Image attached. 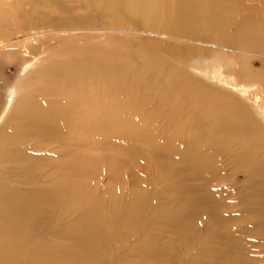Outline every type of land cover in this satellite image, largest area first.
I'll return each mask as SVG.
<instances>
[{"label":"bare ground","instance_id":"1","mask_svg":"<svg viewBox=\"0 0 264 264\" xmlns=\"http://www.w3.org/2000/svg\"><path fill=\"white\" fill-rule=\"evenodd\" d=\"M45 2L46 0L43 1ZM55 2L57 0L48 3ZM251 4L255 5L254 1ZM26 5L28 4L25 3L23 7ZM108 5L110 8L117 7L123 19L136 21L137 27L130 30L119 25L116 29L98 26L96 31L74 34L70 32L69 20L64 18V21L50 25V29L38 31L33 28L23 30L17 22L14 24V37L6 33L9 31L0 36V50L6 51L8 59L12 53H24L29 58L31 56L30 61H25L18 72L19 79L30 81L28 87L14 88L17 97L8 107L7 115L0 125V264H60L55 260L56 257L64 258L65 264H103L100 255L101 247L106 245L105 238L110 239L107 242L110 245V241L119 235L131 233L139 235L134 250L144 259L135 264H206L209 258L208 264H264V127L254 123L250 115L241 111L235 102L233 105L211 109L214 103L208 95L210 91L203 85H195L196 77L189 73L183 74L182 66L172 64L162 67L157 74L150 68L142 70L134 83L130 81L117 88L112 85L111 55L108 60H99L97 48L102 47L99 42L88 52L76 51L77 57L83 53L93 57L96 55L98 59L96 62L92 61L88 76L95 83V92L99 98L96 99V104L91 105L92 110L88 115L86 112L82 113L85 110L82 93H76L82 76L79 78V59L74 55L72 58L53 60L49 70L55 82L46 84L42 80L41 84H32V77L37 74L38 62L46 57L43 50L52 43L62 42L60 48H68L71 41L101 42L119 35L142 39L138 41L146 43V51L149 52L154 48L152 41L174 43L179 40L188 49L186 51L192 50L187 55L192 64L204 65L212 57L213 60H223L227 66L234 67L241 77H253L251 74L254 73H251L246 63L243 67L239 64V58L259 56L264 63V53L250 50L258 39L263 42L264 36L255 31L244 18L236 25L237 28L228 30V26L236 22L231 10L224 4H219V0H172V17L168 20L171 26L167 29L156 28V32L147 23L152 11L161 10V0H110ZM258 5L261 6L260 3L256 6ZM15 7H18L14 9L16 21V17L28 15L18 4ZM182 8L186 12H182ZM29 9L36 10L32 4ZM241 10L245 15V9H238ZM242 13L238 12V15ZM162 21L164 23V19ZM262 28L264 31V26ZM229 31L232 32L231 35H228ZM229 41L234 47L226 45ZM142 46L145 48V45ZM28 49L35 51V56ZM206 54L209 55L208 58L202 57ZM53 58L55 56L51 57ZM260 82V89L263 88L264 94V79ZM0 84L2 85L1 80ZM58 84L68 87L58 88ZM131 91L136 95L134 104L132 99L123 95ZM40 92L47 98L43 104L36 100ZM47 92L55 97L59 95V98L56 97L54 102ZM249 92L253 94L254 91ZM116 93L123 95L120 102L123 106L133 104L131 109L136 108L133 113L144 119L150 128L153 123L158 124L159 132L156 133V129L151 132L149 130L147 136L139 132L133 135L119 134L121 143L112 150L125 153H122L121 161H103L110 163L107 166L99 165L102 158L80 154L81 148L87 146L84 144L75 147L81 158H76L75 155L68 160L67 154V160L62 156L55 160L49 156L46 167L50 171L44 170L41 175L37 174L36 169L29 168L34 166L32 162L35 159L41 157L35 155L37 152H49L51 149H46V143L40 145V140H54L49 143V146H53L58 143H55V138L58 140L65 134L61 125L64 118L70 115V126L67 129L82 131L84 122L95 123L112 114L116 107ZM70 94L76 96L71 98ZM78 108L81 113L77 112ZM3 109L4 103H1L0 115ZM60 119V126H57ZM99 127L103 125L100 124ZM95 128L96 124L92 126V129ZM97 130L99 128L93 131V135L101 136ZM111 131L108 132L110 137ZM196 144L201 145L198 153ZM210 144L216 147V151H209ZM58 148L60 146L55 149V153ZM188 150L191 151L185 153ZM147 158H151L150 161L153 162L152 173L155 172L158 183L159 180L171 179L175 183L167 186V183L160 182L161 187L156 184L152 190L143 189L145 181L128 171ZM212 159L217 161L211 163L209 160ZM177 162H182L184 166H176L179 164ZM222 165H226L227 173L228 169L235 170L241 172L244 178L241 185L243 187L231 186L233 195L237 197L235 205L240 211L237 213L236 229L229 227L231 216L236 214L231 215L225 211L234 204H227L221 199L223 190L217 188L223 183L220 181L221 177L214 181L210 175L215 167ZM15 167L19 170L21 179L23 173V180L26 178L25 181L31 184L28 188L26 182L22 188L17 183L19 178L14 174ZM52 168L55 175L53 179L56 180L58 174L54 183L50 182L53 179L49 181ZM138 170L143 173L142 169ZM123 172L128 186L122 180ZM68 173L81 174V183L71 188ZM97 173L100 175L94 176ZM185 175L188 176V181L190 175L195 182L201 183L189 185L185 183ZM108 177L117 178V183L121 180L123 188H116L113 192L106 188L99 189L94 184V187H90L87 183L91 178L95 181L101 178L103 185L105 180H109ZM34 180L41 181L42 185L33 187ZM6 183L14 192L8 189ZM201 191L206 192V196H202ZM173 195L176 196L172 199ZM100 199L105 200L102 206L98 202ZM84 203L91 204L93 214L98 215L102 223L89 217H78L72 226L62 230L54 222L59 228L55 234L63 243L53 246L55 242L50 240L52 218L55 217L57 222L63 221V213L72 214L71 209L80 211L78 208H82ZM222 215L227 216V224L222 220ZM202 216L209 218L206 217L203 223L205 226L198 223ZM100 224H108L105 225L108 227L102 228ZM222 224L224 226H219ZM164 225L174 231L175 237L160 244L154 233L164 228ZM223 230L228 236L225 248L216 250L217 232ZM151 236L154 239L152 244L150 240H146ZM68 244L71 246L69 250L66 248ZM124 244L125 241L121 246H125ZM88 246H91L90 249ZM170 250L176 252L169 255ZM146 257H150L152 261H148ZM105 264L114 263L108 261Z\"/></svg>","mask_w":264,"mask_h":264},{"label":"rangeland","instance_id":"2","mask_svg":"<svg viewBox=\"0 0 264 264\" xmlns=\"http://www.w3.org/2000/svg\"><path fill=\"white\" fill-rule=\"evenodd\" d=\"M41 1L42 0H0V36L6 31H9V33L8 32L6 33L8 35L10 34L9 35L10 37H14L15 36L14 32H16V29L14 28V24H16L17 22L18 25L23 30L33 28L34 30L38 31L43 29L44 30L50 29L51 27L50 25L58 24L59 22L64 21V18L69 20V26H70L69 28L71 29L70 32L72 33L74 32V34L77 33L79 34V32L82 31L90 33L91 30L96 31V28H98V26L101 28L116 29L119 25L124 28H129L130 30L137 27L136 21L134 20L127 21L123 19L119 15V10H117L118 9L117 7L110 8L108 5V1L110 0H57V2L55 3H48L51 0H46L45 3H43L44 0L42 2ZM252 1H254L255 5L251 4ZM252 1L219 0V4H224L225 7H228V9L231 10V14L233 15L232 18L236 22L233 23V25H229L228 30L231 29V31H233L236 25L240 22V20L244 18L248 20V23L251 24V27H253L255 31L261 32V34L264 36V31L262 30L263 29L262 26H264V6H263L264 0H261V2H259L261 6L259 5L256 6L257 4H259L257 3L256 0H252ZM25 3H27L28 5L23 7ZM171 3L172 0H161V10L159 12L152 11L150 16L148 17L147 25L152 26L155 32L157 31L158 28L167 29L168 26H171V24H168L169 18L172 17V9H171L172 6L170 5ZM17 4L20 6V8L26 10L25 14L28 15L25 17L24 16L16 17L17 19L16 21L14 18V13L16 11H14V9L18 8L15 7ZM29 4L30 5L32 4L36 10L31 11L29 9L30 8ZM8 5L11 6L9 7ZM240 8L245 9L246 11L245 15L242 13V10L238 11V9ZM181 11L186 12L183 8ZM237 11L242 13L243 15L242 14L238 15ZM161 18L164 19V23ZM191 30L192 29L190 28V32ZM231 33L232 32L229 31L228 35H231ZM138 40H142V39L136 40L135 36L123 37V35H119L116 38H108V39L106 38V40L104 41L101 40V42L100 40H93V41L83 40L82 42L79 43H77L76 41H71L68 48H60L62 46V42L57 43L56 41L52 43V45L48 47L46 50H43L45 51L44 53L46 54V57L43 59L41 58L42 60L38 62L36 68L37 74L35 75L34 78L32 77V84L34 83L41 84L42 80L46 84L55 82V79L51 77V72L49 70V67L52 64L53 60H56V58L57 61L63 60L66 57L72 58V55H74V57H77L76 55L78 51L88 52L89 49L90 50L94 49L97 46L96 43L99 42L100 44H102V47L99 46L97 48V50H99L98 53L99 60H103V61L108 60L110 59L109 56L111 55V62H113L112 85L116 86L117 88H121L124 84L130 81L134 83L137 79V74H139L142 70L147 71L148 68H150L153 73L157 74L158 71H161L162 67H165L168 64H172L173 66L180 65L182 66L181 72L183 74L189 73L194 77H196L198 81L196 80V83H194L195 85H200V86L203 85L207 88L208 91H210L208 95L211 96L212 101L214 103V105L210 107L211 109H216L219 106H226L228 104L233 105V102H235V104L240 107L241 111H244L250 115V118L254 123H257L258 125L264 127V94L262 91L263 88L260 89L262 86V83L260 81L264 79V63L261 62V58L259 56H253L250 59H244L243 56L239 58V64L242 65L243 67L244 64L246 63L251 73L255 74V76L254 74H251L253 77H256V74H258L256 78L244 77V76L241 77V75L239 76V74L235 72L234 67L227 66L223 60H213L212 57H209L208 54L202 56L205 58L209 57L208 60L205 61L204 65L201 64L196 66V64H192L190 59L187 57L188 53L191 52L192 50L186 51L188 49L183 47V45L179 42V40L174 43L171 41H161V40L152 41L154 46L152 52L146 51V43H141L142 41H138ZM108 41H110L109 42L110 45H108ZM230 42L231 41L227 42L226 45L230 47H234L233 44ZM142 45H145V48H143ZM51 49L52 52H50ZM250 50H253L256 53H264V40L263 42L260 41L259 39L255 41L253 48ZM29 52L34 54L35 51L29 50ZM150 54H152V56ZM25 55L26 56H24V53L21 55L12 53L10 54L8 59L6 51L0 50V80L2 81V85L0 84V97H1L0 104L4 103V109L2 110V113L0 115V125L3 119L5 118V116L7 115L9 109L8 107L15 101L17 97V93L15 94L14 88L15 87L27 88L28 87L27 85L30 82V81L27 82L26 79L21 80L18 78V74H19L18 72L20 70L21 65L25 61H30L31 59V56L29 58L27 54ZM52 56H55V58L51 59ZM76 59H79L77 60L79 78L82 76L81 84H79V89L76 93L77 94L82 93V101L84 103L82 105L85 107V110L82 113L85 114L86 112V115H88L92 110L91 105L96 104L97 103L96 99L99 98L95 92L96 85L88 76V74L90 73V68L92 67V61L95 60L96 62L98 61V59L96 55H94L93 57V55H88L83 53L79 54V56ZM57 87L62 88L68 86L63 84H58ZM250 90L254 91L253 94H251L252 92L251 93L249 92ZM90 91H93V93H91ZM47 95L54 102L56 97L59 98V95H57L56 97L53 95H49V92H47ZM123 95L126 98H130V100L132 99L134 101L133 104L135 103L136 95L132 91L127 92ZM123 95L119 93L114 94V98L116 99L115 101L116 107L114 108L112 114L108 118L104 120H100L95 123H89L86 121L84 122L85 127L83 128L82 131H77V130L72 131L70 129H67L70 126L69 123L70 115L64 118L63 124L61 123V119H60L57 123V126H60L61 123V125L65 129V134L62 135V137H60L58 140L55 138V143L57 142L58 143L53 146H49V143L54 140H49V141L40 140L39 141L40 145L46 143L47 145L46 149L47 150H49L50 148L51 149L49 152L46 151L37 152L35 155L41 157L35 159L32 162L34 166L33 167L29 166V168L36 169L37 174L41 175L44 170L50 171V168L46 167L49 164L46 162L49 159V156L51 158H55V160H59V158L62 156L67 160V154L69 155L68 160H70L75 155L76 158H81L80 154L85 156L91 154L96 156L97 158H102L101 160H99L100 166H104V165L107 166L110 163H104L103 161L112 162L113 161L112 159H116L115 162H117L118 160L121 161L122 153H125L124 151L117 152V149L112 150L114 147H116L117 144L121 143V139L118 137L119 134L133 135L135 132H139L140 134L147 136L149 134V130L151 132L152 130L156 129L157 130L156 133L159 132L158 124L153 123L150 128V126L146 123L144 119L138 118V116L135 113H133L136 110V108L131 109L133 104L128 105L129 106L128 107V106H123L120 103ZM74 96H76V94H70L71 98H73ZM46 99H47L46 97L42 96V92H40L36 96V100L40 104H43V102H45ZM79 108L77 109V112L81 113ZM55 109L59 110V108L57 107ZM129 109L131 111H128ZM138 112L142 113L141 110H138ZM44 115L45 113L42 116ZM94 124H96V128H99V130H97L96 132L101 134V136L93 135V131L96 130V128L92 129V126ZM100 124L103 125V127H99ZM109 131L112 132L111 137L108 133ZM84 144H86L87 146L81 148L79 154V151L75 147L77 145L79 146ZM59 146L60 148H58V150L55 153V149ZM195 146H196L195 149H197L196 153H198L200 151L201 145L196 144ZM94 148L95 150H93ZM210 150L216 151V147L213 146V144H210L209 151ZM190 151L191 150H188L185 153H188ZM218 154L220 155V152H218ZM123 158L125 160V155ZM150 159L151 158H147L138 162L136 167H133L131 170L128 171L130 174L132 173L137 174L142 178L143 181H145L144 182L145 184L142 185L143 186L142 188L145 190L148 189L152 190L156 184L158 185V187H161V184L163 183H167V186H169V183L174 184L175 180L173 179H171V181L159 180V183L157 182V176L155 172L152 173L154 169L151 168L153 162H151ZM209 161L211 163H215L217 159L216 160L212 159ZM76 163L79 164V161H76ZM177 163H179L178 165H176L178 167L184 166L182 162H177ZM54 168L51 169L52 175L49 181L55 177L53 173ZM14 169H15L14 170L15 176L19 178L17 179V183L20 184L21 188L23 187V185H26L27 183L26 188H28L29 185L31 184L25 181L26 178H24L23 180V173L21 179L20 172L19 170H17V167H15ZM138 169H142L143 173L141 174V172ZM71 174L68 173L69 180L68 179L67 180L68 182L70 181V183H68L70 187L74 188L77 184L81 183V179H80L81 174L78 173H71ZM96 175H100V174L97 173L94 176ZM154 175L156 177H153ZM210 175H212L214 181H216L218 177H221L220 181L223 183L221 187H217V188L218 190H223L222 191L223 197L221 199H224L225 203L234 204L226 208L225 211L229 212V214L231 215L233 213L236 214L234 216H231L230 224H229V227L231 229L232 228L236 229L237 213L240 211H239V207L235 205L237 201V197L233 195L231 186L235 188L243 187L241 186L242 181L244 179L242 173L230 169H228V173H227L226 165H222L220 167H215V169ZM57 177L56 180L58 179ZM121 177L123 182H125V184L127 185V182L124 179V172L122 173ZM108 178L109 180L107 181L105 180L103 185L101 184L102 181L101 178L98 181H95L93 178H91L87 183L90 184V187H94L95 185L99 189L106 188L113 192L116 191V188L117 189L123 188L124 185L121 182V180H119V183H117V178L115 179H111L110 177ZM54 180L55 179H53L50 182L51 183L56 182V180L55 181ZM160 182L162 183L160 184ZM40 183L42 182L41 181L37 182V180H34L33 187L42 185ZM185 183L189 185L190 184L197 185L201 182L198 181L195 182L189 175V181L187 176ZM7 186L8 189L14 192L13 188H9L8 184ZM212 188L215 189V187ZM201 195L206 196V192L201 191ZM175 196L176 195H173L172 199ZM104 201L105 200L102 199L98 200L101 206L103 205ZM78 209L82 212L77 211L75 209H71L70 211H72V214H68L66 212L63 213L64 214L62 217L64 218L63 221L57 222V219L55 217L52 218L53 222L51 223L53 229L51 231L52 238L50 240L55 242L53 246L55 244L60 245L59 242L63 243V240L58 236H56L55 234L59 230V228L55 223H58V225L62 230L63 228L68 227L69 225L72 226L73 221L78 217H82V218L89 217L96 220L97 223H102L98 218V215L93 214L94 210L91 209V204L84 203L82 204V208H78ZM227 212L226 214H228ZM206 217L202 216L198 221V223H200L202 226H205V224L203 223L208 218ZM222 220L224 221L225 224L228 223V219L226 215H222ZM161 222L163 223L164 220H162ZM64 224H68V225H64ZM105 225L100 224V227L102 228L105 227L106 229V227L108 226ZM219 226H224V224ZM217 233H218V239L215 245V249L222 250L225 248L226 238L228 239V236L226 235L225 230H223V232L218 231ZM154 235H156V241L160 244H164L172 236L175 237L174 231H172L170 228H165V225L164 228H160L156 230ZM138 238L139 235L136 233H131L128 235L121 234L117 238L111 240L110 245H107V242H109L110 239L106 240L105 238L106 245H104V247H101L102 254L100 255V260L104 261L103 264H105L108 261L114 264H119V263L135 264L138 261L141 262L144 259L136 249L134 250V247L137 245ZM145 239H143V241ZM146 240H150L151 244L152 241L154 242L152 236L151 238H148ZM174 240L177 241V239ZM124 241H125L124 244L125 246L122 247L121 243H123ZM179 245L180 244H178V246ZM90 247L91 246H88V249H90ZM66 248L69 250L71 249V246L68 244ZM173 252L176 251L170 250L169 255L170 254L172 255ZM99 254H100V250H99ZM96 257H98V255ZM55 260L57 261V263L65 264L64 258L56 257ZM147 260L152 261L150 257H148ZM209 261L210 258L207 260L206 264H208ZM197 264H201V263H197Z\"/></svg>","mask_w":264,"mask_h":264}]
</instances>
